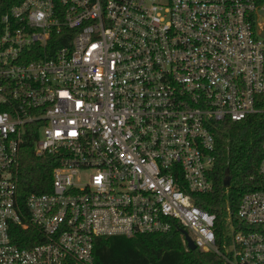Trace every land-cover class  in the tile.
<instances>
[{
    "label": "built area",
    "instance_id": "obj_1",
    "mask_svg": "<svg viewBox=\"0 0 264 264\" xmlns=\"http://www.w3.org/2000/svg\"><path fill=\"white\" fill-rule=\"evenodd\" d=\"M262 31L264 0H11L0 12V264H94L98 237L177 224L228 264H264V157L237 223L226 200L220 241L218 214L195 201L215 191L219 123L262 111ZM29 140L56 165L50 191L22 198Z\"/></svg>",
    "mask_w": 264,
    "mask_h": 264
},
{
    "label": "trees",
    "instance_id": "obj_2",
    "mask_svg": "<svg viewBox=\"0 0 264 264\" xmlns=\"http://www.w3.org/2000/svg\"><path fill=\"white\" fill-rule=\"evenodd\" d=\"M10 2L11 0H0V12ZM258 102L262 111L240 121L224 120L219 123L220 129L216 132L217 160L213 172L215 191L195 198L201 208L218 214L219 241L227 215L224 209L226 200H230L232 216L237 223V210L242 196L260 188L258 184L262 181L257 169L264 157V94ZM55 165L52 156L35 155L33 140L26 141L21 148V197L24 198L32 192L50 191L52 169ZM252 175L253 180L250 179ZM227 178L230 179L228 183ZM183 229L177 224L166 233L132 238L98 237L94 247V264H228L217 253L187 248L183 242ZM27 232L31 234L36 231L31 229Z\"/></svg>",
    "mask_w": 264,
    "mask_h": 264
},
{
    "label": "water",
    "instance_id": "obj_3",
    "mask_svg": "<svg viewBox=\"0 0 264 264\" xmlns=\"http://www.w3.org/2000/svg\"><path fill=\"white\" fill-rule=\"evenodd\" d=\"M262 35L264 36V31H262ZM229 182V180H227V183ZM183 235L187 241L188 244V248L190 250H195L197 249V246L195 245L193 239L191 238V236L189 235V232L186 229H183Z\"/></svg>",
    "mask_w": 264,
    "mask_h": 264
}]
</instances>
